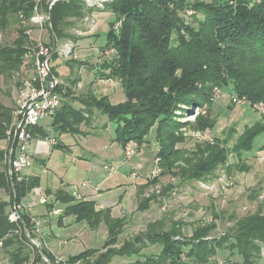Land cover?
<instances>
[{
	"label": "trees",
	"instance_id": "16d2710c",
	"mask_svg": "<svg viewBox=\"0 0 264 264\" xmlns=\"http://www.w3.org/2000/svg\"><path fill=\"white\" fill-rule=\"evenodd\" d=\"M191 7L196 11V22L188 20ZM36 8L38 12H48L47 0H0V143L7 138L13 114V108L2 99L1 78L3 82L14 77L21 80L32 67L30 54L36 41L26 34V29L31 26L29 21ZM92 9L87 8L84 0L56 2L50 10L52 28L47 44H54V35L59 40L77 41L79 36L71 29L76 21L93 12ZM105 10L115 12L116 21L103 50L113 47L117 52L106 61V69H111V73L105 76L122 82L126 100L114 104L108 96L100 99L89 96L83 102L84 108H78L74 104L72 86L61 85L58 90L62 92V104L49 130L82 134L81 127L91 121L94 107L110 121L120 124L117 138L124 146L135 140L141 147L151 130L156 129L160 143L156 154L162 168L160 177L172 176L178 184H185L211 181L216 178L214 174L219 166H225L227 174L233 169L249 171L251 166L241 155L252 151L255 139L264 134L262 118L246 126L232 147L228 146L232 137L229 136L215 137L213 142L198 141L194 148H186L183 144L187 138L180 130L187 126L203 132L215 128L217 117L212 109L215 88L228 87L232 98H246L251 104L264 102V0H112L106 3ZM13 24L17 25L16 36L6 43L3 34ZM55 73L60 76L56 70ZM193 107L205 113H199L195 121L183 122V116ZM51 132L43 125L32 128L35 138L46 139ZM233 132L235 134L236 130ZM63 146L57 138L53 149ZM261 149L264 150V145ZM6 153L7 147L0 146V189L10 193L9 200H0V241L10 264H48L42 253L52 264H63L39 238L29 212L22 209L18 222L9 219L15 202L22 203L41 182L40 177L31 175H24L20 181L14 179V194L6 172ZM231 153L239 160L229 164ZM158 183L159 177H156L148 180L142 189ZM163 187L162 198L167 197L176 184ZM263 192V185L252 188L248 197L251 202L258 201L256 210L239 217L232 212L229 216L232 226L218 235L214 232L226 210H217L213 203V219L198 223L191 236L185 233L187 222L184 219L162 216L149 221L144 230L122 243L120 236L127 223L126 216L113 217L111 208L98 209L95 200H78L63 188L48 190L47 195H53L55 202L65 206L59 223L63 217L71 215L92 228L106 223L105 252L92 264H109L117 254L138 256L130 264H261L264 199L260 196ZM158 199L155 193L143 195L139 209L149 208L150 203ZM54 207L50 205V210ZM25 229L40 241L42 253ZM99 251V248L85 249L69 255L67 262L92 258ZM218 256L223 258L219 263Z\"/></svg>",
	"mask_w": 264,
	"mask_h": 264
},
{
	"label": "rangeland",
	"instance_id": "374dc122",
	"mask_svg": "<svg viewBox=\"0 0 264 264\" xmlns=\"http://www.w3.org/2000/svg\"><path fill=\"white\" fill-rule=\"evenodd\" d=\"M189 1L193 2L194 0ZM105 5L103 9H92L93 12L97 11L96 23L92 31L87 23H85L84 18L76 21V24L71 29V32L79 36L77 41L71 39L61 40L62 43L66 41L73 42L74 49L71 54L63 55L56 53L53 58L55 70L59 73L60 78L64 82H67V86H72V96L76 99L74 104L78 108H84L83 102L89 96L91 99L94 97L100 99L108 96V100L114 104L126 100L122 82L119 79H108L105 76L109 72L111 73V69H106L108 67L106 61L111 60L117 53L113 47H107L103 50L108 42L109 31L116 21L115 12L105 10ZM93 12L88 13L86 16L90 15L93 17ZM195 13L194 7L189 8L187 14L189 22H196ZM198 17L201 18L202 15L198 14ZM118 27L120 28V25L116 26V28ZM16 28L17 25L13 24L4 32L3 38L6 43H10L15 38ZM35 38H38L37 33ZM44 40L46 42L50 41V35L47 30L44 32ZM175 41L176 36L173 35V42ZM32 68L33 66L28 68L26 73L30 74ZM1 82L2 99L6 105L13 108L14 99L20 86V79L14 77L10 81L3 82V78H1ZM214 92H216V100L212 109L214 116L217 117V124L214 129L208 130V133L211 137H218L220 139L232 136L228 145L232 147L237 137L245 130V127L252 126L261 117L252 108L250 102H233L230 88H215ZM194 109L195 107H193L191 112L183 116V122L195 121L193 119L195 115ZM196 110L197 108L195 112ZM88 123L82 125V134H71L60 133L58 131L51 132L44 122L43 127L46 130L48 129L49 133L51 132V137L59 138L64 146L51 150V146L45 141L37 139L34 146L36 153L33 164L25 170L24 175H38L42 179V185L53 188L59 187L60 180L63 179L67 183L65 190L70 193L74 190L79 194L84 192L86 189L81 186L83 181H88L90 187L98 186L99 189L96 188L95 192L97 193L101 189L102 195L100 196V200L102 203L108 204L111 203L110 201H119L116 205L114 204L115 206L111 210V215L113 217L126 216L127 223L120 236L121 243L144 230L149 221L161 218L162 216L184 219L187 222L185 233L191 236L194 227L198 223L213 219V203L217 210H226V214H224L214 235H218L232 226L233 222L229 219L232 212H235L239 217L256 210L258 201L251 202L248 196L252 188L259 187L260 185L264 186V150L261 149L264 145V134L259 135L255 139L252 151L243 152L241 155L242 160L249 164L251 169L249 171L233 169L231 174H227L225 166H219L214 174L216 178L208 181L211 189L201 188L197 181L178 184L172 176H159V183L157 184L159 192L157 191V185H152L145 189L141 187L137 193L136 185L139 182L145 184L147 182L146 176L155 168L156 154L160 148V143L156 138V129L153 128L151 130L141 147L138 145L134 157L126 161L124 157L125 146L117 138V128L120 124L116 120L110 121L107 115L102 114L98 108L94 107L92 119ZM233 130H236L235 134ZM198 131L190 126L182 128L180 132L187 138L183 146L191 149L194 148L198 141H205L204 139L195 137ZM40 143H43L44 147L42 153L39 151ZM0 146L5 148L6 142L2 141ZM42 159L44 160L42 161ZM238 160V156L231 153L228 163H235ZM111 171H113V174L109 175L108 173ZM133 171L137 172L140 177L133 178ZM231 182L233 184L227 186V183ZM168 184H176V187L170 191L167 197L162 198L160 191L164 188L163 186ZM224 187H227V190H224ZM152 193L158 195L159 201L155 200V202L150 203L147 209H139L138 204L143 195L147 196ZM42 194L45 195L44 192ZM135 196L137 197L135 198ZM9 199L10 193L4 189H0V200ZM48 201L52 202L51 198L44 204H47ZM25 203L32 206V199L27 196ZM100 206L101 204L98 203V209L104 210L108 208ZM35 207L38 208L40 205L38 204ZM60 207L64 208L65 206L60 204ZM50 212L49 216L55 224L53 233L58 238L53 237L54 235H49L51 232L45 229L40 217L38 219V216H36V219L41 223L40 229L44 232L43 236L46 237V240L48 239L55 243L54 248L56 250L61 247L58 245L59 240L72 237L71 242L64 246V253L74 255L86 248L101 249L92 258L86 259L89 262H93L98 255L105 252L103 247L108 238L106 223H102L99 228H92L89 225H85V222L77 221L75 216H67L64 218L66 226L61 227L57 223L59 213L53 214L52 211ZM52 220L50 219V224ZM38 236L41 239L40 232H38ZM157 249L154 247L153 250L157 251ZM262 253L264 256V250ZM137 259L138 256L136 255L117 254L113 256L109 264H130ZM222 259L221 256L220 258L218 256L216 261L219 263ZM0 262L10 264L9 256L1 245ZM39 264L45 263L40 262ZM261 264H264V258L261 260Z\"/></svg>",
	"mask_w": 264,
	"mask_h": 264
},
{
	"label": "built area",
	"instance_id": "2783aa9c",
	"mask_svg": "<svg viewBox=\"0 0 264 264\" xmlns=\"http://www.w3.org/2000/svg\"><path fill=\"white\" fill-rule=\"evenodd\" d=\"M37 1L40 2L41 0ZM58 1L61 0H47L49 10L48 12H38L36 8L35 14L30 18L29 21L31 26L26 29V34H28L31 39H34L36 41V46L33 47V51L30 54L33 68L30 74L28 73L27 75H24V77H22L20 80V86L13 104L12 123L7 131V138L5 139L7 147L6 172L12 183L14 194V179L18 181L22 180L25 170L32 166L34 161L36 153V149L34 147L35 142L40 138H35L33 136L32 128L37 125H44L45 122V125L48 127V129H50V122L54 114L62 104V92H60L58 88L61 85H67V83H65L60 78V76L55 73L53 58L54 54L56 53L63 55L71 54L74 49L73 42L66 41L65 43H62L56 35H54V44H52L51 46L48 45L44 40V32L46 30L49 32V29L52 28L50 10ZM110 1L111 0H84L87 8L99 9H103L104 5ZM190 12L192 13V11ZM84 20L92 31L96 23L95 18L88 15ZM22 23H25V20H22ZM36 33L38 34L37 39L35 38ZM79 33L82 34L83 32ZM233 102L245 103L248 102V100H246L245 98L237 97L233 98ZM251 105L252 108L264 120V102L257 101ZM195 109V115L193 116V119H195V117L199 113H205V111L201 108H197L196 112ZM195 137L198 139H204L209 142H213V137H211V135L208 133V130L204 132L198 131V133L195 134ZM41 140L45 141L49 146H51L52 149L53 146L57 143V138L51 137V135L48 138ZM137 147L138 144L135 140H130L126 143L124 148V157L126 161H129L134 157ZM155 163V168L152 169V171L146 176L147 181L153 180L154 178L159 177L161 174L162 168L160 166L159 157H156ZM106 167H108V165H106ZM113 171L109 172L108 174L112 175ZM132 177L138 178L140 177V175L137 172L133 171ZM198 183L201 188L211 189V186L208 184V182L198 181ZM230 184L233 183H227V186H230ZM81 186L83 188H90V184L88 181H83L81 183ZM157 189V191L159 192L158 185ZM224 190H227V187H224ZM72 194L77 199H81V195L76 190H74ZM260 198L264 199V192L262 193ZM39 201L40 203L44 204L47 202V198L45 196H42ZM22 209H25L30 213V208L24 204V200L20 204L15 202V204L11 208L9 219L13 222H18L19 220H21L20 212ZM53 211L55 214H58L60 212V210L56 208H54ZM31 217L32 221L35 223L36 232H41L40 221L37 220L36 217L32 214ZM25 231L27 236L30 237L31 234L29 233V231L27 229H25ZM31 241L33 242L32 239ZM0 245L2 246V242H0ZM56 257L59 262L63 264H69L65 255H56ZM0 264L4 263L0 262ZM72 264H92V262H89L85 259H78Z\"/></svg>",
	"mask_w": 264,
	"mask_h": 264
},
{
	"label": "crops",
	"instance_id": "0c3cea01",
	"mask_svg": "<svg viewBox=\"0 0 264 264\" xmlns=\"http://www.w3.org/2000/svg\"><path fill=\"white\" fill-rule=\"evenodd\" d=\"M97 13V11L95 12H93V17L95 18V20H96V14ZM67 83V82H66ZM81 84V83H80ZM40 145L41 146H39V151H40V153H42V150H43V143H40ZM53 150V149H52ZM45 153V152H44ZM44 159H42V161H43ZM44 166H46V165H44ZM26 175H28V176H30L31 174H26ZM31 176H38V175H31ZM38 177H40V176H38ZM61 181V183H60V186L59 187H55V188H53V187H49V186H44V185H42V179H41V177H40V187H38V188H35V189H33V191L31 192V194H29L28 195V197L29 198H31L32 199V203H31V205L32 206H30V205H28L27 203H25V200H26V198L24 199V203H25V205L26 206H28L29 208H30V213L33 215V216H38V219H40V220H42L43 221V223H44V227H45V229L46 230H50V232L51 233H49V235H51V236H53V237H55V238H58V236L57 235H55V233H53V228L55 227V224H54V222H53V220H52V218H50V214H51V212L50 211H52V213L53 214H55L54 213V211H53V209L54 208H56V209H59L60 210V212H59V218H58V225L59 226H66V223H65V217H67V216H65V217H63L62 218V222L61 223H59L60 221H59V219H60V216L63 214V207H60V204L58 203V202H55V200H54V197H53V195H50V196H48L47 195V191L48 190H52V191H54V190H57V189H65V186L67 185V183L63 180V179H61L60 180ZM68 184H70V183H68ZM80 184V183H79ZM143 183L142 182H139L137 185H136V190H137V193L139 192V189L144 185H142ZM141 185V186H140ZM79 186V185H78ZM98 187V186H97ZM86 190L84 191V192H82L80 195H81V199H78V200H95L96 202H97V204L99 203V204H101V206L100 207H108V208H111V210H112V208L119 202H115V201H110L111 203H106V204H104V203H102V201L100 200L101 198H100V196L102 195V192H100L101 191V189H100V191L99 192H95V190H96V187H90V188H85ZM99 189V188H98ZM44 192V194L45 195H43L42 193ZM42 196H45L46 198H47V200L48 199H50L51 198V200H52V202H49L48 201V203L47 204H41L40 203V198L42 197ZM137 196H135V198H136ZM119 200H120V198H119ZM101 202V203H100ZM40 205V207H38V208H36L35 206L36 205ZM52 204H54L55 205V207L52 209V210H50V205H52ZM115 204V205H114ZM99 207V206H98ZM36 208V209H35ZM71 216H73V215H71ZM40 217V218H39ZM37 218V217H36ZM50 219L52 220V223L50 224ZM156 220V219H155ZM45 223H47V224H45ZM85 225H87V223H84ZM68 225V224H67ZM41 233V238H42V240L44 241V243L46 244V246L52 251V252H54L56 255H65L66 257H67V259H68V256L69 255H73V254H67V253H64V246H66V244H69L70 242H71V240H72V237H70V238H67V239H63V240H59V243H58V245H60L61 247L58 249V250H56L55 248H54V246H55V243L53 242V241H49L48 239L46 240V237H44L43 236V234H44V232L43 231H41L40 232ZM87 249V248H86ZM85 250V249H84ZM84 250H81V251H84ZM80 251V252H81ZM78 254V253H77ZM75 255V254H74Z\"/></svg>",
	"mask_w": 264,
	"mask_h": 264
},
{
	"label": "water",
	"instance_id": "95a60500",
	"mask_svg": "<svg viewBox=\"0 0 264 264\" xmlns=\"http://www.w3.org/2000/svg\"><path fill=\"white\" fill-rule=\"evenodd\" d=\"M50 19H51V14H50ZM29 238L33 240V242L37 245L39 251L42 253V246H41V244L36 239L32 238V236H30ZM42 255H43L45 261L48 264H52L51 260L47 256H45L43 253H42Z\"/></svg>",
	"mask_w": 264,
	"mask_h": 264
}]
</instances>
